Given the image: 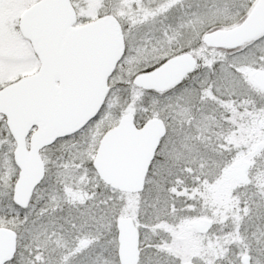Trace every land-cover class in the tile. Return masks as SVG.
I'll use <instances>...</instances> for the list:
<instances>
[{
    "label": "snow or ice",
    "instance_id": "obj_1",
    "mask_svg": "<svg viewBox=\"0 0 264 264\" xmlns=\"http://www.w3.org/2000/svg\"><path fill=\"white\" fill-rule=\"evenodd\" d=\"M0 264H264V0H0Z\"/></svg>",
    "mask_w": 264,
    "mask_h": 264
}]
</instances>
